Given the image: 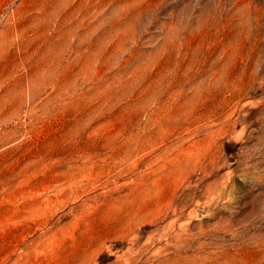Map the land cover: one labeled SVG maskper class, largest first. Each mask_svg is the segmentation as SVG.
<instances>
[{"label": "rangeland", "instance_id": "rangeland-1", "mask_svg": "<svg viewBox=\"0 0 264 264\" xmlns=\"http://www.w3.org/2000/svg\"><path fill=\"white\" fill-rule=\"evenodd\" d=\"M0 264H264V0H0Z\"/></svg>", "mask_w": 264, "mask_h": 264}]
</instances>
